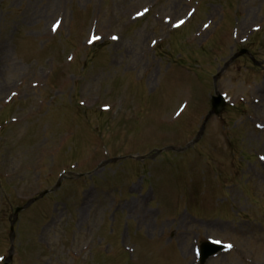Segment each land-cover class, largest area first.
<instances>
[{
    "label": "rangeland",
    "instance_id": "374dc122",
    "mask_svg": "<svg viewBox=\"0 0 264 264\" xmlns=\"http://www.w3.org/2000/svg\"><path fill=\"white\" fill-rule=\"evenodd\" d=\"M3 106L0 264H264V0H0Z\"/></svg>",
    "mask_w": 264,
    "mask_h": 264
},
{
    "label": "water",
    "instance_id": "95a60500",
    "mask_svg": "<svg viewBox=\"0 0 264 264\" xmlns=\"http://www.w3.org/2000/svg\"><path fill=\"white\" fill-rule=\"evenodd\" d=\"M223 104L221 102V100L219 99H215L214 100V112L215 114H220L223 110Z\"/></svg>",
    "mask_w": 264,
    "mask_h": 264
}]
</instances>
